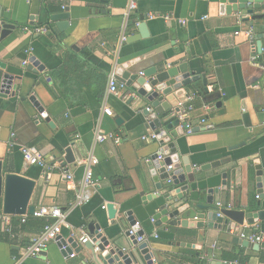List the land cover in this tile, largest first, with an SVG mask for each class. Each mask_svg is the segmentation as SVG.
Returning a JSON list of instances; mask_svg holds the SVG:
<instances>
[{
  "label": "crops",
  "instance_id": "obj_1",
  "mask_svg": "<svg viewBox=\"0 0 264 264\" xmlns=\"http://www.w3.org/2000/svg\"><path fill=\"white\" fill-rule=\"evenodd\" d=\"M131 1L0 0V24L15 28L0 40V62L5 64V69L0 67V162L11 173L36 181L30 206L65 213L60 236L69 239L74 235L82 248L71 257L53 242L43 258L24 259L22 251L43 231L49 218L28 216L23 224L21 217L12 216L10 226L0 220V264H91L90 251L80 243L84 235L90 238L89 226L99 225L108 237L123 234L130 228L124 219L128 212L137 222L132 230H143L158 264L226 263L235 255H243L246 264H264V242H250L247 249L234 242L235 238L243 240L242 234L264 237V219L253 225L245 222L234 230L207 226L185 230L169 223L155 227L153 217L172 188L164 183L158 193L161 196L148 199L156 191L151 160L161 150L156 139L144 141L155 136L147 127L153 115L145 114L151 103L127 87L119 95L109 91V81L119 69L141 75L152 68L160 72L166 66L186 65L199 77L186 88L199 105L188 116L193 130L198 131L187 135L181 123L185 133L177 144L181 158H188L198 171L192 190L200 193L202 203H206L208 190L218 189L216 206L264 212V198L260 200L257 188L258 173L264 174V40L263 54L258 50L264 20L252 21L247 12L221 14L218 0H135L137 9L129 14ZM62 7L69 9L70 24L57 35L56 25L65 22H53L50 17L63 13ZM254 14L262 15L264 10ZM143 19H147V35L134 43L123 42L125 36L140 35L139 27L131 36L127 30L131 22L141 25ZM37 29L44 32L36 34ZM248 30L255 36L256 52ZM255 55L260 57L258 64H254ZM32 58L44 72L28 70ZM6 74L14 77L16 88L9 95L1 94ZM200 88L206 96L196 95ZM176 119L174 111L161 117L171 120L169 123ZM100 133L107 136L103 143L97 142ZM72 145L76 163L64 166L65 150ZM236 146L239 148L231 149ZM24 147L37 149L46 166L26 164ZM214 163L219 166L201 171ZM88 169L100 181L96 190L84 184ZM67 174L73 179L68 180ZM224 174L227 188L222 190ZM86 196L88 202L80 204L79 199ZM258 203L259 209L254 210ZM110 204L117 210L114 220L103 209ZM173 216L171 213L168 219ZM180 243L195 247L182 248ZM256 245H260L259 251L254 250ZM188 252H195L196 257ZM214 254V259L205 260Z\"/></svg>",
  "mask_w": 264,
  "mask_h": 264
},
{
  "label": "water",
  "instance_id": "obj_2",
  "mask_svg": "<svg viewBox=\"0 0 264 264\" xmlns=\"http://www.w3.org/2000/svg\"><path fill=\"white\" fill-rule=\"evenodd\" d=\"M220 4L221 14L233 16L240 12H247L252 17V21L264 20V14L255 15V11L264 10V0H218ZM240 15V14H239ZM51 21L65 22L56 25L54 29L57 35L64 32L70 24L69 9L65 8L61 14L50 17ZM139 26L140 35L129 37L126 43H134L145 37L147 31L146 21ZM248 22V19L244 20ZM253 24H251L252 26ZM14 26L6 23L0 24V40H4L10 36L14 30ZM262 40L264 34L259 36L258 50L263 54ZM31 64L28 70L34 72H44L45 68L38 67V62L35 58L31 59ZM0 67L5 69V64L0 62ZM114 77L117 81L132 90L139 97L149 101L151 106L146 110L147 117H151L152 121L148 124V128L152 130L156 137V141L160 144V152L155 154L151 160L150 174L155 183L157 193H152L149 196L154 199L159 198L160 193L164 189V183L172 180L169 184L172 188L171 192L163 196L165 204L159 208V212L153 217L155 227L159 228L165 223H169L172 228L181 227L182 229H203L206 226L209 229H235L237 225L244 226L245 222L253 225L255 220L264 219V212L257 214L247 212V208L237 209H219L216 206L215 195L219 192L218 189H210L207 191L206 203H202L199 192H194L191 185L196 182L197 168H195L188 158H181L179 145L177 140L184 135V129L181 127L180 120L174 122L161 120V117L170 115L173 111L179 116L184 105L187 104L188 96L190 95L186 88L193 85L199 80V77L194 76L188 71L186 65L180 67H169L158 72L152 68L140 74H132L130 72L117 70ZM264 91V78H263ZM14 77L4 75L1 82V94L9 95L13 87ZM37 107L39 113L48 122L50 119L44 112L43 108L38 104L35 98L31 100ZM220 106V103L218 104ZM156 113V114H153ZM174 117V116H173ZM172 117V118H173ZM122 120H118L121 124ZM176 128L177 130H173ZM198 130H193L196 132ZM241 146H244L242 144ZM240 146V147H241ZM74 146H70L65 150V164L72 165L76 163L74 154ZM239 146L231 149H238ZM184 165V168H182ZM172 166V171L168 168ZM219 166V163L203 166L201 171H209ZM259 169V168H257ZM260 173V174H259ZM258 173V195L260 200L264 198V174ZM227 175H223L222 190L227 188ZM36 187V181L19 174H13L7 167H4L0 162V198H3V213L11 216L23 217L26 215L33 216L36 211L34 206H30V200ZM260 206V203H258ZM107 212L110 220H114L117 215V210L113 204L107 206ZM174 213L173 218L168 219V216ZM220 214V215H219ZM124 219L129 223L130 228L123 230L117 236L108 237L102 232L99 225L91 224L89 226L90 241L84 246L90 251L91 264H158L150 251V246L147 241L139 243L138 238H144L142 229L137 230L134 235L131 231L137 226V222L133 218V214L128 212ZM124 219L120 222H124ZM135 229V228H134ZM234 242L242 245L247 249L250 247L248 240L235 238ZM57 245L68 256H72L76 251L81 252V246L74 235L69 239H64L59 236L56 240ZM180 247L191 249L195 246L187 243H180ZM255 251L260 250V245L254 247ZM208 264H226L222 262L212 261Z\"/></svg>",
  "mask_w": 264,
  "mask_h": 264
},
{
  "label": "built area",
  "instance_id": "obj_3",
  "mask_svg": "<svg viewBox=\"0 0 264 264\" xmlns=\"http://www.w3.org/2000/svg\"><path fill=\"white\" fill-rule=\"evenodd\" d=\"M62 9L64 10L65 7H62ZM136 9H137L136 2H135V0H132L130 5H129V8H128L129 14L133 13ZM154 18H158V17H156V16L150 17V19H154ZM159 18L168 19V16H165V17L161 16ZM135 25L138 28L140 26V23L137 21ZM42 32H44V29L35 30L36 34H41ZM248 36H249L250 43L253 44V48L256 52L255 36H254L252 30H248ZM126 40H127L126 36L123 37L122 41L125 42ZM259 60H260L259 55H255L253 58L254 64L255 63L258 64ZM26 64L27 63H24V65H26ZM124 88H125V86L119 84L117 79L114 76L111 77V79L109 81L110 93L115 94V95H119L121 93V90H123ZM195 98H196L195 94L189 95L188 99H187V104H188L187 108H185L179 116L176 115V118L178 120H180V122L182 123L183 128L185 129L187 135H190L193 132V126L188 121V116L190 115L191 112H193L195 110V106L193 104L195 101ZM147 110L149 111L150 109H147ZM205 123H206V120L202 119L201 124H205ZM106 139H107V136H105L104 134L100 133L97 135V142H99V143H103ZM154 139H156V137L150 135V136L145 137L144 141L149 142L150 140L152 141ZM22 155H23L24 161L29 166H40V167L46 166V161L44 160V158L41 156V154L35 148L24 147L22 149ZM92 163L96 164L97 161L93 160ZM168 171L169 172L172 171V166H170L168 168ZM66 178L68 180H72L73 176H72V174H67ZM171 181L172 180L170 179L168 181V183L170 184ZM84 184L86 187L94 189V190H96L100 185V181L95 178L94 173L91 169H88V171L86 173ZM88 200H89V197L86 196L84 198L79 199V203L83 204V203L88 202ZM217 207L219 209H223V208L232 209L231 207H224L220 203L217 204ZM106 208H107L106 206L103 207L104 210H106ZM28 216L29 215L21 217L22 218L21 222L23 224H25L27 222ZM32 217H34V218H49V219H47L48 222L44 226L43 231L38 236H36L34 239H32L31 243L27 247H25V249L22 251V257L24 259H40V258H43V256L47 252L50 244L53 242H56L57 238L60 236L61 227L64 224L66 214L63 213L61 210H58V209L43 207L39 210H36ZM11 219H12L11 215H6V214L0 212V220L3 221L7 226L11 225ZM7 230H8V232H11L10 228H8ZM135 232H137V231L132 230L131 234L134 235ZM240 237L243 240H248L249 242L254 243V244H262L264 242V237H262L258 234L251 235L249 237L242 234ZM137 240L139 243L146 241L145 238H138ZM89 241H90V238L87 235H84L81 238L80 243L82 245H85ZM73 256L74 255H72L71 257H73ZM208 258L214 259L215 256L213 255L211 257H206L205 260L209 261L210 259H208ZM226 264H239V262L238 261L226 262Z\"/></svg>",
  "mask_w": 264,
  "mask_h": 264
},
{
  "label": "trees",
  "instance_id": "obj_4",
  "mask_svg": "<svg viewBox=\"0 0 264 264\" xmlns=\"http://www.w3.org/2000/svg\"><path fill=\"white\" fill-rule=\"evenodd\" d=\"M136 23H135V21L134 22H131V24L129 25V27H128V30H127V35L128 36H131V35H134L136 32H137V27H136V25H135ZM206 94H207V92L203 89V88H200V89H198L197 90V93H196V95H198L199 97H204V96H206ZM194 104V106L197 108V107H199V105L197 104V103H193ZM259 206H257V205H255L254 206V210H258L259 208H258ZM189 253V256H192V257H196V253L195 252H188ZM214 256L216 257L217 256V254H214ZM263 258H264V255H263ZM228 261H238L239 262V264H246V262H247V259L245 258V257H243V255L242 256H231V257H229L228 258ZM203 262H201V264H202Z\"/></svg>",
  "mask_w": 264,
  "mask_h": 264
}]
</instances>
